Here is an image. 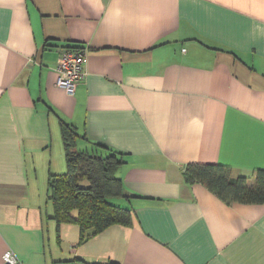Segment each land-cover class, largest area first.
Here are the masks:
<instances>
[{"label": "crops", "instance_id": "0c3cea01", "mask_svg": "<svg viewBox=\"0 0 264 264\" xmlns=\"http://www.w3.org/2000/svg\"><path fill=\"white\" fill-rule=\"evenodd\" d=\"M85 51L72 96L57 59ZM74 151L122 154L130 227L57 229L49 175ZM264 173V0H0V264H264V204L189 184Z\"/></svg>", "mask_w": 264, "mask_h": 264}, {"label": "trees", "instance_id": "16d2710c", "mask_svg": "<svg viewBox=\"0 0 264 264\" xmlns=\"http://www.w3.org/2000/svg\"><path fill=\"white\" fill-rule=\"evenodd\" d=\"M61 132L66 151L65 171L50 174L47 185L57 229L61 224H75L82 240L87 230L97 235L114 225L130 227V211L116 203L117 199L130 198L115 174L123 163L122 154L112 150L105 155L74 151L75 133L65 125ZM183 176L187 183L201 184L227 204H264L263 172L257 174L254 187H248L243 177H232L221 165L189 164Z\"/></svg>", "mask_w": 264, "mask_h": 264}, {"label": "built area", "instance_id": "2783aa9c", "mask_svg": "<svg viewBox=\"0 0 264 264\" xmlns=\"http://www.w3.org/2000/svg\"><path fill=\"white\" fill-rule=\"evenodd\" d=\"M85 51L84 49H64L57 59L55 85L65 94L72 96L77 85L84 80ZM3 264H18L15 255L7 251L2 256Z\"/></svg>", "mask_w": 264, "mask_h": 264}]
</instances>
